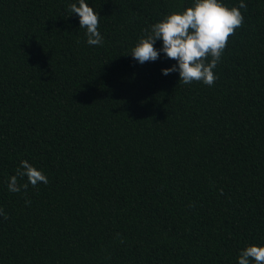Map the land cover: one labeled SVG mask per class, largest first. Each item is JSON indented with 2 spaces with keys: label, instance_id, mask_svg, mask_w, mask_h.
Masks as SVG:
<instances>
[{
  "label": "trees",
  "instance_id": "trees-1",
  "mask_svg": "<svg viewBox=\"0 0 264 264\" xmlns=\"http://www.w3.org/2000/svg\"><path fill=\"white\" fill-rule=\"evenodd\" d=\"M73 2L0 0V264H237L264 243V0L212 86L130 55L192 0H89L100 46ZM21 160L48 184L10 192Z\"/></svg>",
  "mask_w": 264,
  "mask_h": 264
},
{
  "label": "clouds",
  "instance_id": "clouds-1",
  "mask_svg": "<svg viewBox=\"0 0 264 264\" xmlns=\"http://www.w3.org/2000/svg\"><path fill=\"white\" fill-rule=\"evenodd\" d=\"M246 8L245 0H240L238 6H229L224 0H192L191 6L172 11L145 29L130 55L140 65L155 62L161 57L171 59L175 63L161 69L162 75L178 73L179 82L185 85L197 81L212 86L218 79L215 69L229 37L244 22L241 9ZM69 10L72 15H78L79 28L86 30L87 45H102L104 37L99 31L100 13L94 10L89 0H74ZM158 41H162L159 48L155 47ZM25 177L27 182L20 184L19 180ZM48 182L42 169L28 160H21L16 174L9 177L7 187L10 192L19 193L29 184L37 187ZM0 216H4L2 208ZM253 261L264 264V243L249 244L240 250L237 264H252Z\"/></svg>",
  "mask_w": 264,
  "mask_h": 264
}]
</instances>
